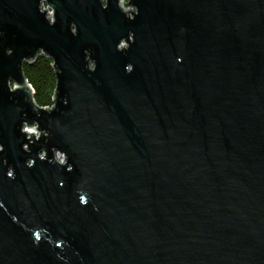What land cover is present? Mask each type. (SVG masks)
I'll return each instance as SVG.
<instances>
[{
	"label": "water",
	"instance_id": "1",
	"mask_svg": "<svg viewBox=\"0 0 264 264\" xmlns=\"http://www.w3.org/2000/svg\"><path fill=\"white\" fill-rule=\"evenodd\" d=\"M0 264H264V0H0Z\"/></svg>",
	"mask_w": 264,
	"mask_h": 264
},
{
	"label": "trees",
	"instance_id": "2",
	"mask_svg": "<svg viewBox=\"0 0 264 264\" xmlns=\"http://www.w3.org/2000/svg\"><path fill=\"white\" fill-rule=\"evenodd\" d=\"M22 72L32 86L35 101L41 106L50 107L56 86L52 59L40 53L32 62L22 64Z\"/></svg>",
	"mask_w": 264,
	"mask_h": 264
},
{
	"label": "rangeland",
	"instance_id": "3",
	"mask_svg": "<svg viewBox=\"0 0 264 264\" xmlns=\"http://www.w3.org/2000/svg\"><path fill=\"white\" fill-rule=\"evenodd\" d=\"M44 5H45V3H44ZM48 10H50L49 7H48ZM25 129L29 130V128H25ZM37 134H38V132L36 131V132H35V135H37Z\"/></svg>",
	"mask_w": 264,
	"mask_h": 264
},
{
	"label": "bare ground",
	"instance_id": "4",
	"mask_svg": "<svg viewBox=\"0 0 264 264\" xmlns=\"http://www.w3.org/2000/svg\"><path fill=\"white\" fill-rule=\"evenodd\" d=\"M48 15L50 16V13L48 12ZM26 131H28L27 129H26Z\"/></svg>",
	"mask_w": 264,
	"mask_h": 264
}]
</instances>
